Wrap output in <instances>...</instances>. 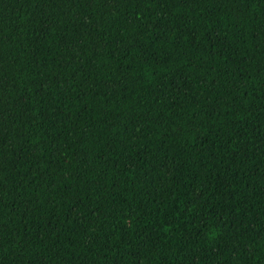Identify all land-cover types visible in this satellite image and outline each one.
<instances>
[{"label": "trees", "instance_id": "obj_1", "mask_svg": "<svg viewBox=\"0 0 264 264\" xmlns=\"http://www.w3.org/2000/svg\"><path fill=\"white\" fill-rule=\"evenodd\" d=\"M0 264H264V0H0Z\"/></svg>", "mask_w": 264, "mask_h": 264}]
</instances>
